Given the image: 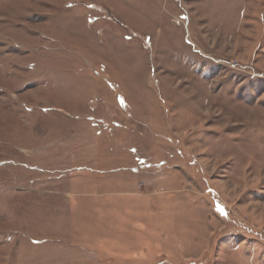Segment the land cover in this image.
<instances>
[{"label": "rangeland", "instance_id": "rangeland-1", "mask_svg": "<svg viewBox=\"0 0 264 264\" xmlns=\"http://www.w3.org/2000/svg\"><path fill=\"white\" fill-rule=\"evenodd\" d=\"M0 264H264V0H0Z\"/></svg>", "mask_w": 264, "mask_h": 264}]
</instances>
